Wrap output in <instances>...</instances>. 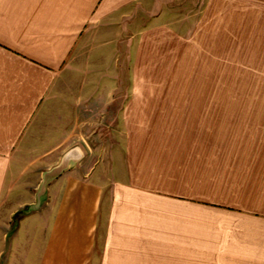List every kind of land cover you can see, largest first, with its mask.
<instances>
[{
	"label": "crops",
	"instance_id": "0c3cea01",
	"mask_svg": "<svg viewBox=\"0 0 264 264\" xmlns=\"http://www.w3.org/2000/svg\"><path fill=\"white\" fill-rule=\"evenodd\" d=\"M187 1L0 0L7 264H264V105L164 83L264 65V0Z\"/></svg>",
	"mask_w": 264,
	"mask_h": 264
},
{
	"label": "rangeland",
	"instance_id": "374dc122",
	"mask_svg": "<svg viewBox=\"0 0 264 264\" xmlns=\"http://www.w3.org/2000/svg\"><path fill=\"white\" fill-rule=\"evenodd\" d=\"M191 1L188 0L186 6L191 4ZM186 11H188V8ZM194 17L193 14L186 15L184 21H186L187 26L189 24L193 26ZM183 18H185V15ZM234 58L236 60L239 59L236 56ZM200 60L203 63L187 65L184 79L165 81V86L168 87L170 82L171 87H185L188 91L196 94L191 96V98L194 99L196 97L197 102L224 105V109H228L230 105H239V107L244 105H250L251 107L264 105V65L258 63L226 64L221 63V58L218 64L214 65L210 62V56L201 57ZM114 66L116 65L110 64L108 70ZM121 67L124 77L120 84L123 88L130 87L131 81L125 78V73L129 72L131 67L126 63H123ZM154 82L163 83V81ZM261 113L264 114V112ZM227 114V111L219 112L222 119H225ZM1 251L2 247L0 246V264H7V252L2 254Z\"/></svg>",
	"mask_w": 264,
	"mask_h": 264
},
{
	"label": "water",
	"instance_id": "95a60500",
	"mask_svg": "<svg viewBox=\"0 0 264 264\" xmlns=\"http://www.w3.org/2000/svg\"><path fill=\"white\" fill-rule=\"evenodd\" d=\"M75 153H76V152H75ZM75 153L70 154L69 157H70V158H71V157H72V158H73V157L75 158V156H76ZM65 163H66V161H65Z\"/></svg>",
	"mask_w": 264,
	"mask_h": 264
}]
</instances>
